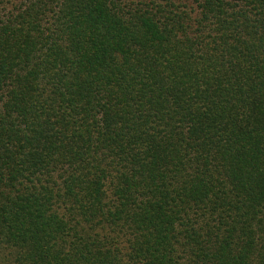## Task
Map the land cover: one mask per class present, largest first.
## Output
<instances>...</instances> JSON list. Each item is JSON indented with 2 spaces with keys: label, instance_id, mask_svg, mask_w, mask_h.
Instances as JSON below:
<instances>
[{
  "label": "trees",
  "instance_id": "1",
  "mask_svg": "<svg viewBox=\"0 0 264 264\" xmlns=\"http://www.w3.org/2000/svg\"><path fill=\"white\" fill-rule=\"evenodd\" d=\"M0 264H264V0H0Z\"/></svg>",
  "mask_w": 264,
  "mask_h": 264
},
{
  "label": "rangeland",
  "instance_id": "2",
  "mask_svg": "<svg viewBox=\"0 0 264 264\" xmlns=\"http://www.w3.org/2000/svg\"><path fill=\"white\" fill-rule=\"evenodd\" d=\"M186 1V0H185Z\"/></svg>",
  "mask_w": 264,
  "mask_h": 264
}]
</instances>
